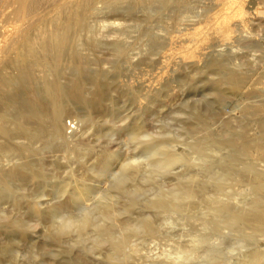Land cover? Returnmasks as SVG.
Masks as SVG:
<instances>
[{
    "label": "rangeland",
    "instance_id": "374dc122",
    "mask_svg": "<svg viewBox=\"0 0 264 264\" xmlns=\"http://www.w3.org/2000/svg\"><path fill=\"white\" fill-rule=\"evenodd\" d=\"M1 1L0 49L7 46L8 37L14 35L15 28L20 23L15 12L17 4L9 0ZM150 2L151 0L141 4L135 0H118L115 3L99 2V12L88 15L87 25L78 26L75 31L73 30V33L79 36L71 33L72 37H77L79 41L77 38L76 40L72 38L74 42L72 41L71 49L66 51L61 65L55 68L50 63L48 69L42 68L43 71L47 69L49 74L55 73L59 77L76 74L81 69L80 80L89 88L93 86L95 76L101 77L105 81L103 88L98 90L102 92L100 96L102 99L97 98V90L94 91L93 87L94 93L92 94V90L89 92L90 89H88V94L87 91L84 94L85 99L83 97L81 100L68 99V97L60 96L58 100L61 104L63 102L61 112L63 123L67 126V122L72 120L77 122L78 126L74 134L68 133L70 131L68 128L66 132L73 137L86 134L84 143L69 149L63 141L52 136L45 137L33 142L32 147L36 149L35 152L32 151L27 156L20 152L21 158L24 156L23 160L30 162L29 173L27 171L17 176H0L1 260L7 252V244L9 246L16 240L18 242L31 237L34 230L38 231L42 237H50L48 232L52 234L53 230L68 222L67 218L78 221L85 213L93 214L94 223L113 226L119 232H123V228H125L124 231L130 228L134 230L148 219L149 223L157 227L156 231L157 229L159 231L156 237L149 238L147 234L145 236L139 234L131 237V240L136 241L134 243H141L139 246L140 249L143 248L141 253L145 256L149 254V257L159 255L158 253L165 251L161 252L162 247L166 248L167 253L166 251L164 253L168 260L171 258L170 264H175L174 260L179 262L180 257L181 264L188 262L189 264H208L209 261L214 263L211 257H207L209 251L214 249H218L220 256L224 255L226 259L229 255V258L231 255L237 257L243 251L244 248H241L243 245H247L251 252L257 249V251L264 250V228L259 232L253 229H245L243 230L245 232H241V228L236 232L231 226L232 231L228 229L229 226L224 223L209 226L207 220L209 217L212 218V211L206 209L205 203H202L203 200L196 202L202 197L198 195L197 198L190 200L183 197L188 186L197 187L199 184L200 176H187L189 170L197 169L196 166L191 167L186 161H179L176 165L174 164L175 169L172 166L171 171L169 168L168 171L152 165L154 157H152L151 149H154L153 145L158 143H164L166 148L171 150L177 148L176 150L180 152L185 151L190 160L198 158L197 151L192 148L196 147L199 139L197 136L199 129H196L198 111L201 108L199 104L202 106L206 101L209 103L211 100L209 97H213L210 91L211 79L214 77V74L211 77L213 68L209 66L211 70L205 66V61L198 66L184 65L183 67V63L179 62L178 58L186 53L193 43H197L199 34L216 28L227 9L225 10L224 3L220 4L222 6H217L210 0H186L179 7L176 4L167 3L166 0ZM220 7L223 9L220 10ZM47 9L44 12H49V16L54 13L53 7ZM179 20L191 23L188 26L189 29H185L187 33L192 32L188 34L191 38L185 30H182L185 34L177 33V29L184 28L183 25L178 26ZM106 22L110 24L106 25ZM114 22H120L121 29H126L125 32L118 30L123 33L122 35L118 31L115 33V29H119V26L112 27ZM44 24L40 25L41 29L45 27ZM110 26L114 30V35L110 32L112 30ZM35 32H33L34 35ZM8 33L11 35L8 36ZM177 34L180 36L178 37ZM185 35H187V41L184 39ZM76 49L82 53L83 57L73 56ZM165 52H172V57L166 60ZM205 59L210 61L211 58L204 56ZM202 64L205 67H201ZM161 69H164V72ZM41 84V81H36L40 95L45 98L46 105L50 106L52 98L43 91ZM153 88L155 91L152 90ZM25 90L27 89L20 88L21 93L18 90L15 92L17 96L20 93L19 97L12 96L27 97L29 93L28 91L25 93ZM207 97L209 100L206 99ZM20 138L19 141L28 142L26 137ZM1 140L4 139L1 138ZM146 144L151 146L148 148ZM3 162H6L4 156L0 158V166ZM247 162L250 160L244 158L240 164L243 166ZM220 177L224 178L222 179L224 182L220 180ZM232 177L219 176L222 183L226 181L225 193L232 202L250 201L257 196L254 185L251 186L246 180L238 182ZM253 188L254 191L251 190ZM37 206L38 209H36ZM99 207L102 208L101 210L103 207H108L114 211V214L105 220L99 214ZM91 227L85 232L72 229L60 238H64L62 241L68 239L72 243L80 234L83 236L82 240L89 235L91 239L83 241L84 244H88L94 241L93 237L96 238L97 235L93 231L94 227L90 230ZM42 230H47V234L39 233ZM221 233L224 235L222 236ZM253 233L255 234L252 235ZM146 236L147 238H143ZM219 236L226 238L228 236V238ZM194 239L195 247L192 246ZM190 243L197 249L191 252L194 256H189L190 253L186 249L192 248ZM158 244L162 247L159 248ZM200 245L210 248L205 249L206 247L202 248ZM195 255L197 259H193ZM187 256L189 259H186ZM260 257L264 264V252Z\"/></svg>",
    "mask_w": 264,
    "mask_h": 264
},
{
    "label": "bare ground",
    "instance_id": "6f19581e",
    "mask_svg": "<svg viewBox=\"0 0 264 264\" xmlns=\"http://www.w3.org/2000/svg\"><path fill=\"white\" fill-rule=\"evenodd\" d=\"M10 1L17 4L15 12L18 15L17 18L20 19V23L16 26L14 35L8 33V36H11L8 37L9 41L7 39V46L5 48L1 47V49L4 48V50L0 49L2 52L0 54V158L3 156L6 157V162H3L0 166V176H17L19 173L24 174L23 172L27 171L29 173V166H31L30 162L28 160H23L24 156L21 158L20 152H23V154L25 153L26 156L32 151L35 152L36 149L32 147L33 142L42 140L45 137L52 136L53 138L59 139L63 141L69 149L84 143L86 134L84 135L83 133L76 137L68 134H74V132L78 130L77 122L71 120L68 121L67 126H65L63 123V113H61L63 102L61 104L58 98L60 96L61 98L65 96L68 97V99L81 100L82 97L85 99L84 94L90 89L89 92L92 90L91 93L97 90V98L102 99L100 97L102 92L99 91V93L98 90L103 88L105 81H103L101 77L95 76L92 82V87L95 89L93 91L92 87H86V84L80 80L79 76L82 71L81 69V71H77L78 73H71L65 77H59L55 75V73H53L55 76L49 74L47 69L50 63H52L55 68L61 65L66 51L72 46V38L76 40L79 36V34L73 33V30L75 31L78 26L87 25L88 15L99 12V2L115 3L118 0H9V2ZM135 1L141 4L146 0ZM185 1L186 0H166L167 3L176 4L178 7L181 4L183 5ZM0 2L2 1L0 0ZM210 2L217 6H222L220 4L224 3L223 6H225L224 8L225 10L227 9V11L223 14L221 13L222 20L214 30L206 31L201 34L198 33L199 39H197V43H193V46L190 48L188 47V51L178 58L180 59L179 62L183 63V67L184 65L198 66L205 61V66H211L213 68L211 77H213V74L214 77L211 79L210 83L212 95L211 93L209 94V96L211 95L213 97L210 98L208 96L209 99H211L209 103L206 101L202 106L199 104L201 108L198 111V124H196V126L198 125L196 129H199L197 135L199 139L197 138L198 143L197 145L195 144L196 147L193 145L194 148H192L197 151L198 158L194 160V155V157H192L194 159L190 160L185 151L180 152L176 150L177 148L171 150L166 148L164 143H158L157 145H153L154 149H151L153 150V154L151 153L152 157H154V163L152 162V165L159 169L168 170L169 168L170 171L172 166L175 169L174 164L176 165L179 161H186L191 167L196 166L197 169L195 171L189 170L187 176H200L199 184L197 187L188 186V188H184L183 197L188 200L195 199L198 195L202 197V199L196 200V202L203 200L202 203H205L206 209L212 211L211 219L209 217V220H207L208 218L205 215L207 218L205 221L207 220L208 225L210 224L209 226H211L212 224L216 226V224L224 223L229 226L228 229L232 227V230L235 229L236 232L241 228V232H245L243 231L245 229H253L255 232H259L264 228V0H210ZM150 3H152V0ZM225 4L228 6L227 8ZM4 5L6 4L4 3ZM49 7L54 8V13L50 16L49 12H44ZM221 9L223 8L220 7V10ZM107 23L108 22L105 24L107 25ZM177 23L178 26H184L182 29H177V33H184L182 30L187 29L188 26L191 25V23L186 20H179ZM41 24L45 25L43 29L40 28ZM120 24V22L112 23V27L113 25L116 28L119 26V29H115V33L118 30L120 32H125L126 29H121ZM112 27L110 26L113 30ZM112 30L110 32H113L114 35V30ZM34 31H36L35 35L33 33ZM119 31L118 33L122 35L123 33ZM71 33L74 35L77 34L75 35L77 37H72ZM185 33L187 35L190 33L192 34V32L187 33L186 30ZM187 35H185V41H187ZM179 36L180 35H178V37ZM189 36L191 38V35H188V37ZM110 37L111 36H109V38ZM114 38L115 37H113V39ZM182 39L180 40L182 41ZM77 40L79 41L78 38ZM98 43L99 42H97V44ZM165 53H167L164 54V58H167L166 60L172 57V52ZM73 56L78 58L83 57L82 53L77 49L74 51ZM201 56H203V58ZM204 56L207 58L210 57V61H208L209 59H207V61L206 59L204 60ZM177 64L179 65V63ZM203 66L202 64L201 67ZM45 67H48L46 69L47 71L45 70L46 72L43 71ZM103 68L106 69L107 67ZM209 69L211 68L209 67ZM161 70L164 72V69ZM168 70L169 69H167V71ZM165 73H163V75ZM163 75L162 77H164ZM157 76L159 77L160 75ZM153 77H155V75ZM61 78H64V80H61ZM38 80L42 82L41 88H43V91L52 98L50 106L46 105L45 98L39 93V87L37 88L36 86V81ZM153 86L155 87V84ZM20 88L27 89L25 90V93H27L26 91L29 93L28 96L25 95L27 97H24L22 92L23 95H21L23 97L16 98L19 97L21 93ZM17 90L20 92L18 96L15 94ZM12 95H16V97ZM208 97L206 99H208ZM66 128L70 130L68 133L66 132ZM22 136L23 138L26 137L28 142L19 141ZM1 138L4 140H1ZM149 146L151 145L146 144V147L149 148ZM244 158L248 161L250 160V162L244 163L242 166L240 162H242ZM219 176H233L232 178L238 182H244V180H246L251 186H255L254 188L257 191H255V193L257 196L253 197L250 201L243 200L244 202H232L228 194L225 193L226 181L222 183L220 180H224V178L220 177L219 180ZM254 188L251 190L254 191ZM249 197L251 198V196ZM243 198L245 199V197ZM101 207H99V214L104 217L103 219L110 218V216H112L111 214H114L112 209L103 207V210H101ZM38 208L37 206L36 209ZM189 210L191 211L192 209ZM92 215L91 213H85L78 221L67 218V225H65V222L64 225L53 230L52 234L48 232L50 237H42L41 234H38V231L34 230L31 237L21 241L18 240V242L16 240V242L11 243L9 246L7 244V252L6 254L4 253L5 255L2 260L0 259V264L172 263V260H170L171 258H169V261L165 256L164 252L167 249H164L160 244L158 245H160L159 248L162 247L161 252L163 250L165 251L158 253L159 255L156 254L157 256L154 255L149 257V254L145 256L144 253H141L143 252V248L141 247L142 249H140L139 247L141 243H134L136 241L132 242L133 240H131V237L133 238L136 235L142 234L145 236V234H147L149 238H151V236L154 238L157 232L159 233L158 229L156 231L157 227L152 225L153 223H149L148 219L142 223L143 225L141 224L140 227L137 226L138 228L134 230L130 228V230L126 229L127 231H124L125 228L122 227L123 232H119V230H115L113 226L110 227L106 224L94 223ZM201 224L202 223H200V225ZM90 226L94 227L93 231L96 232L97 235L96 238L93 237L94 241L90 240L91 242L88 244H84L83 241L86 242L91 239L89 235H86V237L83 238L84 240H82L83 236L80 234L77 239H71V241L73 240L72 243L69 242L68 239H65L66 241L68 240L66 242L64 240L62 241V239H64L63 237L60 238L72 229L73 231L75 229V231L85 232ZM92 227L90 230H92ZM204 229L206 230L207 228ZM131 230L133 232H130ZM41 232L46 233L47 230H42L39 233ZM82 234L85 235V233ZM254 234L255 233L252 235ZM223 235L224 234H222V236ZM256 235L258 236V234ZM147 236L143 238H147ZM222 236L219 237L221 238ZM197 237H199V235ZM81 241L82 244H80ZM192 242L193 245L190 243V247H195V239ZM202 245L200 246L202 247ZM187 247L189 246L187 245ZM207 247L208 249L210 248L205 245L202 248L207 249ZM241 248L245 250L242 249L243 251L237 257H232L231 255L229 258L230 255L227 256L228 259L223 257L224 255L220 256L218 249L209 251L207 257H211V261L214 263H211L207 259V261H209L208 264L263 263L260 256L263 254L264 250H260V247V251H257L258 249L256 248L257 250L254 252H251L247 245H243ZM186 249L190 254L192 251L197 250L193 247ZM190 254L188 255H193ZM168 255L169 254H167V256ZM196 257L195 255L193 259H197ZM186 259H189V257ZM177 262L174 260L173 263L176 264ZM179 262H181V257ZM187 264H189V262Z\"/></svg>",
    "mask_w": 264,
    "mask_h": 264
}]
</instances>
